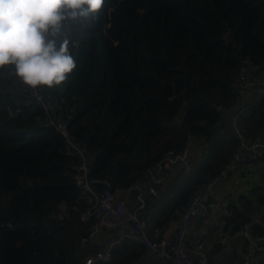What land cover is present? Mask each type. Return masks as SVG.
Returning a JSON list of instances; mask_svg holds the SVG:
<instances>
[{"label": "trees", "instance_id": "trees-1", "mask_svg": "<svg viewBox=\"0 0 264 264\" xmlns=\"http://www.w3.org/2000/svg\"><path fill=\"white\" fill-rule=\"evenodd\" d=\"M74 38L77 67L50 89L56 114L92 153L94 189H103L101 181L128 188L168 151L215 142L213 129L238 102L232 83L242 62L264 68V0H106L98 20L77 25ZM45 122L42 110L20 105L8 77L0 76V264L81 261L87 204L78 198L73 159ZM239 129L254 142L247 123ZM233 139L172 211L219 175L236 150ZM258 203L264 205V195ZM60 204L63 219L55 217ZM230 210L232 232L250 223ZM251 227L264 233V225ZM134 253L118 264L141 254Z\"/></svg>", "mask_w": 264, "mask_h": 264}, {"label": "built area", "instance_id": "built-area-1", "mask_svg": "<svg viewBox=\"0 0 264 264\" xmlns=\"http://www.w3.org/2000/svg\"><path fill=\"white\" fill-rule=\"evenodd\" d=\"M262 65H252L243 61L232 85L238 95V102H244L247 93L252 94V101L258 102L264 94V86L255 78L254 73L261 70ZM10 91L17 97L20 105L34 103L46 116L44 127L53 128L61 137L65 152L70 156L74 164L72 166L73 181L79 190V199L83 200L87 207L80 214V221L89 223L87 235L81 239L80 246L94 242L102 233H108L103 248L94 251L87 256L83 264L106 263L111 259L113 251L126 244L137 245L141 257L145 260H161L164 264H209L208 239L211 226L195 230L194 221L198 214H209L208 202L219 178L225 175L228 166L218 176L204 183L195 193L180 215V225L173 232L168 230L159 238L152 239L151 233L159 234L157 227H150L153 216L148 214L159 197L160 188L167 170L181 164L182 175H188L191 169L188 163L190 142L178 152L168 151L152 167L147 168L140 177L128 188L110 189L105 181L99 182L103 186L101 191L93 187L95 181L89 178L92 153L84 146L76 142L69 133L67 122L60 119L54 108V98L50 89L32 90L23 85L15 77L8 78ZM21 110H16L19 113ZM239 110L231 117L230 124L233 137L237 141L236 150L232 156L231 164H252L264 162V144L246 141L239 127ZM189 139V138H188ZM226 218L231 216L229 200L221 203ZM129 207L131 209H129ZM66 216L65 206L59 205V213L55 217L62 219ZM151 228V229H150ZM118 231L117 236H113ZM199 232L200 241L190 245L188 239L194 233ZM243 242V253L240 264H262L264 261V233H253L250 223H244L236 230L235 235ZM224 239L218 240L223 245Z\"/></svg>", "mask_w": 264, "mask_h": 264}, {"label": "crops", "instance_id": "crops-1", "mask_svg": "<svg viewBox=\"0 0 264 264\" xmlns=\"http://www.w3.org/2000/svg\"><path fill=\"white\" fill-rule=\"evenodd\" d=\"M253 76L264 86V68L255 72ZM239 110H241L239 127L241 124L244 128V124L247 123L249 129L247 138L264 144V94L258 102H253L250 92L245 96L244 102H237L232 109L223 112L219 123L213 129L215 141L213 144L204 145L201 142L191 144L188 155L191 169L188 175L181 174L183 169L181 164L165 172L157 202L148 211V214L153 216L150 227L159 229L157 235L152 234L150 230L152 239L159 238L167 230L173 234L178 228L182 210L172 211V208L179 194L189 189L194 179L202 175L208 166L218 161L220 147L226 146L234 138L230 120ZM232 156L228 157V163L224 167L225 169L228 166V170L219 178L211 194L208 202L209 214L207 216L198 214L193 224L195 230L211 226L208 239V245L211 246L208 254L209 264H240L243 253V242L234 236L236 231L232 232V226L226 225L227 218L221 206L225 199L229 200L230 208L237 210L239 215L249 216L251 225L258 224L262 227L264 225L262 223L264 205L258 203L259 197L264 195V162L231 164ZM169 213L172 217L165 222L162 221ZM118 234L119 232L116 231L112 235L117 236ZM107 237L108 233H102L94 242L83 248L80 246L82 249L79 264H83L84 259L94 251L103 248ZM200 239V233L196 232L189 237L188 243L195 245ZM220 239L225 240L223 245L218 244ZM134 251L136 253L140 251L137 245L126 244L115 249L108 262L99 264H118L121 259L135 254ZM127 264H164V262L156 259L145 260L138 255Z\"/></svg>", "mask_w": 264, "mask_h": 264}, {"label": "clouds", "instance_id": "clouds-1", "mask_svg": "<svg viewBox=\"0 0 264 264\" xmlns=\"http://www.w3.org/2000/svg\"><path fill=\"white\" fill-rule=\"evenodd\" d=\"M106 0H0V76L32 90L65 84L77 67L76 26L98 20Z\"/></svg>", "mask_w": 264, "mask_h": 264}, {"label": "water", "instance_id": "water-1", "mask_svg": "<svg viewBox=\"0 0 264 264\" xmlns=\"http://www.w3.org/2000/svg\"><path fill=\"white\" fill-rule=\"evenodd\" d=\"M208 204V203H207ZM129 209H131L130 207H129Z\"/></svg>", "mask_w": 264, "mask_h": 264}]
</instances>
